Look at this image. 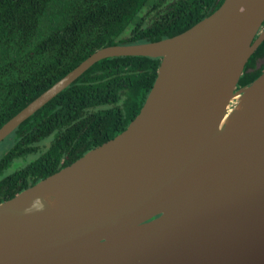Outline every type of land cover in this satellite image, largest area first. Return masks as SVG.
<instances>
[{"label": "water", "instance_id": "water-1", "mask_svg": "<svg viewBox=\"0 0 264 264\" xmlns=\"http://www.w3.org/2000/svg\"><path fill=\"white\" fill-rule=\"evenodd\" d=\"M263 22L264 0H224L99 49L2 125L0 143L100 60L160 59L123 132L0 203V264H264V71L236 89Z\"/></svg>", "mask_w": 264, "mask_h": 264}, {"label": "trees", "instance_id": "trees-1", "mask_svg": "<svg viewBox=\"0 0 264 264\" xmlns=\"http://www.w3.org/2000/svg\"><path fill=\"white\" fill-rule=\"evenodd\" d=\"M224 0H0V127L99 49L157 42ZM264 41L237 86L258 78ZM160 59L100 60L0 143V203L123 132L139 113Z\"/></svg>", "mask_w": 264, "mask_h": 264}, {"label": "flooded vegetation", "instance_id": "flooded-vegetation-1", "mask_svg": "<svg viewBox=\"0 0 264 264\" xmlns=\"http://www.w3.org/2000/svg\"><path fill=\"white\" fill-rule=\"evenodd\" d=\"M263 29H264V22L262 23L260 29L258 30L257 35H258ZM257 35H256V36H257ZM263 64H264V61L259 59V60L256 61V63H255V65L253 66V68L248 69V70H249V71H253V70H255V69H259L260 66L263 65ZM262 71H264V69H263ZM239 88H240V87L237 86L236 89H239Z\"/></svg>", "mask_w": 264, "mask_h": 264}]
</instances>
